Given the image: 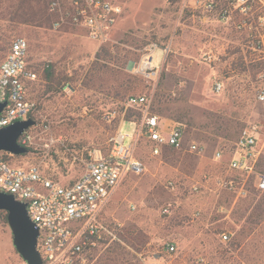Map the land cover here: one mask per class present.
I'll list each match as a JSON object with an SVG mask.
<instances>
[{
  "label": "rangeland",
  "instance_id": "374dc122",
  "mask_svg": "<svg viewBox=\"0 0 264 264\" xmlns=\"http://www.w3.org/2000/svg\"><path fill=\"white\" fill-rule=\"evenodd\" d=\"M14 3L0 0V63L12 41L23 37L31 69L52 64L75 81L58 93H45L39 80L29 87L28 97L37 107L36 124L26 135L31 151L5 155L13 166L37 167L48 179L74 183L89 151L110 152L125 98L116 99L108 86L132 76L140 83L126 97L147 96L163 126L184 127L185 148L195 143L204 149L197 155L165 148L152 156L147 141H139L135 156L146 171L128 175L111 196L100 218L109 240L93 251L94 264H103L113 245L126 253L114 264H264V221L251 231L248 219L255 207L235 225L245 205L252 197L259 204L264 191H257L254 177L238 173L234 176L245 182L246 196L219 184L230 175L228 163L244 130L256 127L264 140V111L256 99L264 86V64L246 62L244 36L205 17L197 10L198 0H132L111 42L99 47L83 29L53 31L45 16L15 20ZM151 44L158 45L152 55L155 70L146 74L140 65ZM102 47L108 54L97 60ZM96 61L109 68L106 87L91 72ZM217 83L223 85L221 92L215 91ZM113 111L117 116L108 121L105 116ZM137 129L122 122L125 147L133 144ZM217 151L224 154L221 162L214 160ZM260 166L264 172V158ZM223 233L229 236L226 242ZM168 243L175 245L174 252H167ZM20 262L11 229L0 216V264Z\"/></svg>",
  "mask_w": 264,
  "mask_h": 264
},
{
  "label": "built area",
  "instance_id": "2783aa9c",
  "mask_svg": "<svg viewBox=\"0 0 264 264\" xmlns=\"http://www.w3.org/2000/svg\"><path fill=\"white\" fill-rule=\"evenodd\" d=\"M47 4L53 31L83 29L100 47L111 42L132 0H47ZM197 10L244 36L241 50L246 62L264 64V0H198ZM157 48V44L147 47L141 72L151 74L155 70L152 55ZM28 54V40L17 37L0 63V103H7L0 114V128L30 119L37 111L36 104L28 97V87L38 80V74L29 67ZM222 88L223 85L217 83L215 91L221 92ZM256 99L264 111V86L258 89ZM128 109L141 118L128 121L137 124L138 129L133 144L125 147L120 126ZM116 116L117 112L113 111L105 118L111 121ZM119 116L121 122L111 139L110 152L105 155L101 149L89 151L81 175L69 185L46 178L37 167L13 166L4 158L10 154L0 152V192L11 194L26 204L30 219L39 229L37 248L43 264H94L92 253L102 245L104 231H107L100 218L111 196L128 175H141L146 171L144 162L135 156L140 140L147 141L152 156L161 155L164 147L186 149L197 155L204 151L195 143L185 148L184 127L180 124L163 126L145 95L129 97ZM26 135L27 131L19 139L22 146L28 145ZM223 157V152L217 151L214 160L221 162ZM263 158L264 140L261 141L256 127L244 130L228 163L230 175L219 184L237 197L246 196L245 182L234 176L238 173L254 177L257 190L264 191V172L258 170ZM222 239L226 242L229 236L223 233ZM166 250L174 252L175 245L168 243ZM20 264L28 263L21 259Z\"/></svg>",
  "mask_w": 264,
  "mask_h": 264
},
{
  "label": "trees",
  "instance_id": "16d2710c",
  "mask_svg": "<svg viewBox=\"0 0 264 264\" xmlns=\"http://www.w3.org/2000/svg\"><path fill=\"white\" fill-rule=\"evenodd\" d=\"M13 1L16 2L14 3L15 6H13L14 11L12 12L14 14L15 20H18V21L19 20L20 21H30V20L33 21L34 20L35 21L39 16H43V17L45 16L47 20L52 21V17L48 13L47 0H13ZM42 1L44 3L43 8L37 7V6H40ZM0 52H2V49H0ZM103 52L108 54L106 47H102L101 51L97 53L96 55L97 60H100L102 58ZM108 70L109 68L107 67V65H99L97 61L94 63V66L91 69V72H94L93 74L96 77H98V80L102 83L100 87H106L105 83H107V77L104 75V73ZM34 71L38 74V80L44 83V87L46 88L45 93H58L64 88H66L67 86H71V83L75 81L74 76H70L68 74H64L63 72L58 71L55 65H52V64L45 65L43 69L34 70ZM103 81H104V84H103ZM139 83L140 82L138 78L132 76V77L123 78V79L117 78L115 79V83L113 85L108 86L110 93L114 92V95H115L114 97L116 99L125 98V101L123 102V106L121 107V111L124 109V103L127 101L129 97L137 96V95H129L126 97L128 93H131L137 90ZM33 84H35V82L29 85V87L32 86ZM102 90H105V89H102ZM123 90L124 92H126L125 95L121 93ZM140 118L141 116L138 113L128 109L125 121H130L131 119H134L135 121H139ZM30 119L35 121V115L34 114L31 115ZM25 147L28 149V152L31 151L30 146H25ZM165 148H170V147H164L162 148V151ZM4 158L7 161H9L8 158H6V156H4ZM260 167L261 166L259 165L258 168ZM255 193L256 192H254V194ZM255 200L256 198L252 197L251 202L250 203L248 202L245 205L243 210L241 209L242 212H240V215L237 217L235 225H238L246 217V215L248 214L249 210L252 207H255L254 208L255 212L252 213L248 218L249 223L253 226L251 227V231L255 230V226L257 222L264 221V197L261 198L260 203L257 205H254ZM0 216H2L5 222L7 223V212L0 211ZM246 232L247 231L244 228L243 231L239 232V234L241 233V236H243L246 234ZM108 240L109 239L105 238L102 241V248L108 243ZM123 249L124 248L120 245L118 246L113 245L112 247H110L106 253V259L104 260L103 264H109L110 262L114 264L116 261L119 260L120 257L123 259L126 256V253L123 252ZM94 250H97V249L95 248Z\"/></svg>",
  "mask_w": 264,
  "mask_h": 264
},
{
  "label": "water",
  "instance_id": "95a60500",
  "mask_svg": "<svg viewBox=\"0 0 264 264\" xmlns=\"http://www.w3.org/2000/svg\"><path fill=\"white\" fill-rule=\"evenodd\" d=\"M7 103H0V114ZM36 122L32 119L17 121L0 128V152L12 156L28 153V149L19 143L22 135ZM0 211L7 212V223L13 236V245L18 255L28 264H43L38 251L39 229L30 219L26 204L19 202L11 194L0 192Z\"/></svg>",
  "mask_w": 264,
  "mask_h": 264
},
{
  "label": "crops",
  "instance_id": "0c3cea01",
  "mask_svg": "<svg viewBox=\"0 0 264 264\" xmlns=\"http://www.w3.org/2000/svg\"><path fill=\"white\" fill-rule=\"evenodd\" d=\"M28 89H29V87H28ZM29 91V90H28Z\"/></svg>",
  "mask_w": 264,
  "mask_h": 264
}]
</instances>
